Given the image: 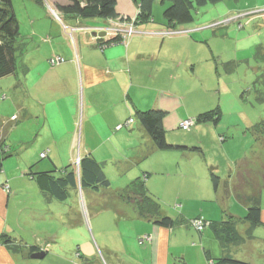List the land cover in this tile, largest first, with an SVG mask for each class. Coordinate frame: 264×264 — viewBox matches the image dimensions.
Returning a JSON list of instances; mask_svg holds the SVG:
<instances>
[{"label": "crops", "instance_id": "obj_1", "mask_svg": "<svg viewBox=\"0 0 264 264\" xmlns=\"http://www.w3.org/2000/svg\"><path fill=\"white\" fill-rule=\"evenodd\" d=\"M44 1L52 14L46 37L41 31L31 34L30 48L27 50L28 41L19 56L25 73L19 71L0 79L7 82L0 91L10 95L13 111L10 119L0 116V147L8 148L0 171V264H176L177 259L182 264H212L206 253L212 258L222 255L214 236L220 248L217 257L212 255L214 245L206 246L203 234L187 221L175 226L198 232L199 239L191 238L194 242L178 238L175 226L167 228L139 218L134 207L117 194L135 180H142L159 203L167 192H176L178 203L174 206L181 212L175 210L174 215L215 220L202 210L186 213L192 205L188 194L192 183L188 180L196 175L208 190L206 184L212 186L209 170H213L220 179L216 190L212 186L219 204L223 184L244 154L243 158H233L227 153L221 163L208 157L207 148H224L228 144L226 136L234 138L236 134L246 147L254 136L251 134L249 139L245 133H251V127L263 119L254 109L262 102H256L250 85L262 69L254 68L253 82L242 80L237 67L243 61L239 55L246 53L245 46L235 41L233 53L228 52L226 40L230 36L235 39V25L213 29L209 25L225 14L207 13L181 24V33L160 36L155 32L165 29L167 21L152 6L150 17L137 23L136 33L125 42L99 47L90 33L107 26V20L63 15L53 8L66 0ZM262 1L260 6L264 5ZM138 3L117 0V11L120 15H135ZM223 6L224 10L230 7L228 16L241 8L238 4ZM258 44L248 49L252 58ZM53 55L62 56L64 62L51 66L48 59ZM228 61L236 63L232 72L223 67ZM215 108L220 111L216 122H196L188 131L180 128L182 120ZM149 109L164 112L162 125L167 143L186 150H160L155 146L136 115ZM225 114L233 117L226 124L222 123ZM129 118H133L129 126L115 129ZM12 135L14 146L10 144ZM219 136L224 139L220 141ZM194 147L200 152L190 150ZM45 150L47 155L41 158ZM87 154L102 164L108 187L114 191V226L99 217V209L91 208L87 220L77 203L78 190L70 189L68 197L58 201L44 194L32 175L41 171H57L55 175H59L65 166ZM162 175H175L179 183L167 184ZM208 198L211 200V196ZM260 206L261 224L253 228L254 237L231 247L230 254L237 260L264 264L263 192ZM247 227L245 223L237 225L242 235ZM4 235L12 240L11 244L4 243ZM37 251H43L44 256L31 258Z\"/></svg>", "mask_w": 264, "mask_h": 264}, {"label": "trees", "instance_id": "obj_2", "mask_svg": "<svg viewBox=\"0 0 264 264\" xmlns=\"http://www.w3.org/2000/svg\"><path fill=\"white\" fill-rule=\"evenodd\" d=\"M36 3H43V0H34ZM154 0H139L136 14V23L142 22L150 17L151 7ZM168 6L163 11L167 21L166 28L178 30L181 24L192 21L194 7H202L207 4H216L222 0H166ZM58 13L67 16H75L81 19L101 18L115 19L121 15L117 11V0H66L64 4H55ZM165 28V29H166ZM19 22L13 9V0H0V79L17 74L19 71L25 73L21 66L19 56L25 49L26 43L20 39ZM120 42L119 37H113L107 41L98 43L99 47L106 44ZM253 59L256 62L264 63V47L256 45ZM226 71L232 72L236 68L234 61L223 63ZM255 90L256 102H264V69L256 76L251 84ZM139 123L146 133L160 150L178 148L186 150L184 146L170 145L166 141L165 130L162 125L164 112L156 109H149L137 112ZM220 111L215 108L212 111L202 113L194 118L196 122L211 120L216 122ZM194 123V124H195ZM254 136L255 146L248 158H243L235 167L233 173L223 184V194L219 198L221 210L225 213L227 200L234 197L239 203L246 206V213L242 217L228 215L223 220H209L202 216L186 219L184 216L170 217L161 214V204L149 194L142 180H135L128 188L120 191L117 196L131 204L139 218L155 221L157 224L172 228L175 225L184 223L193 228L191 221L202 220L204 229H209L212 235L218 240L222 255L212 258L206 253L207 259L212 264H253L237 260L231 254V247L242 244L247 239H252L253 228L261 224V194L264 191V118L251 127ZM7 147H0V156L3 157ZM200 152L199 147L191 148ZM44 158V157H43ZM0 158V171L2 165ZM57 171H41L32 173L39 189L48 197L63 201L68 197L70 189H90L99 191L109 186V179L103 171V166L92 155L87 154L79 158L78 165L69 164L65 166L61 174L55 175ZM209 179L214 190L219 186V176L213 170H209ZM7 185V184H5ZM4 185V186H5ZM8 191V190H7ZM245 223L248 225L244 235L239 233L237 225ZM197 231V230H196ZM202 231V232H203ZM199 232V231H198ZM202 232H199L200 234ZM5 244H11L12 240L2 236ZM34 250V247L31 249Z\"/></svg>", "mask_w": 264, "mask_h": 264}, {"label": "rangeland", "instance_id": "obj_3", "mask_svg": "<svg viewBox=\"0 0 264 264\" xmlns=\"http://www.w3.org/2000/svg\"><path fill=\"white\" fill-rule=\"evenodd\" d=\"M160 2L161 0H154L152 6H153L154 12L158 11L159 13L160 11V15L162 18L163 10L164 8H166V1H164L163 4ZM237 2H235L234 0L232 1L222 0L221 2L215 5L207 4L202 7L195 6L192 13H193L194 18L202 14H207V13L211 14V13L217 12L218 14H225L223 16L222 15L219 16L213 23L209 25L213 29H221V27L235 25L236 33H237L235 35V39H233L234 38L233 36H230V39L226 40V44L228 45V52L230 54L233 53L231 51V47L233 46L235 41L238 44H242V43L244 44L245 46L244 49L246 50V53H240L241 55H239L243 57L242 59L243 61L239 62V66L237 67L238 69L237 72L238 74L240 73L241 75L240 78L242 80H245V81L251 80L249 82L251 83L254 81V78H255L253 76L254 68L260 67L261 69H264V63L262 62L257 63L256 61H254V59L249 54L250 50H248L251 45L257 44V43L262 44V46L264 47V13L261 12L263 10L264 5L262 6L259 5V4H262L263 2L262 0H238ZM224 4H229L230 6L236 5V4L240 5L241 8L240 10L237 11L239 13H236L234 16L226 15V13L230 11V7L227 6L224 10V7H225L223 6ZM13 9L15 11L16 17L19 22V34H20L19 38L23 39L25 43H28L29 41L27 45L28 46L27 50H28L30 48L29 38L32 37L31 35L32 33H34L35 31H39V32L41 31V33H43L44 36L46 37L45 34H47L46 32L48 30L47 23H49L50 21L49 17L52 14L49 10V6L47 5L45 1L43 4H38L34 0H13ZM53 11L56 12V9L53 8ZM231 21H234V22L229 23ZM178 29L180 28L178 27ZM43 30L45 31L43 32ZM94 31H96V29ZM72 32H73V28L71 29L70 36ZM37 40H38V37L36 41ZM222 45H225V43ZM222 50L225 53L227 51L226 48H223V47H222ZM2 79H5V78H2ZM6 83L7 82L5 80H0L1 87L5 86ZM9 97L10 95L6 91H3V90L0 91V116L6 115L8 119H10V116L13 114L12 103L8 100ZM254 109L257 112H260V114L264 118V102L262 104L257 103L256 105H254ZM11 119H13V117ZM232 119L233 117L229 114H225L224 116L222 115V123L224 124H226ZM11 124H13V121H11ZM245 134L248 135L247 137L249 139L252 138L250 136L252 133H250L249 131H247V133ZM219 139L221 141L222 139H224V136L222 137L219 136ZM226 142H228V144L224 148H220V149H217L215 146L210 145L207 148V151L210 152L208 157L212 156L211 159L217 158L220 160L221 163H223L225 162V157L227 153L230 154L229 156H232L233 158L242 157L243 154H244V158H248L252 151L250 148H254L253 138L250 141H248V143L246 144V147H243L244 140L241 138V136L239 137L238 134H236L234 138H232L230 135L226 136ZM10 144L14 146L13 135L11 137ZM0 158H4V157H0ZM7 159H5V161ZM42 160L43 159H41V161ZM195 176L196 175L191 176L192 179L188 180L189 182L192 183V187L188 192V194L191 195L189 199H191L192 205L189 207V209H187L188 210L186 212L187 214H197L200 212V210H202L203 212H205L206 214H209L210 216H215V217H210V218H215V220H223L228 215H234L236 217L244 216V214L246 213V209L234 197H230L227 200V204L225 207V210L227 211V213L223 212L218 202H216V194H214V190L212 186L210 185V183L206 184L207 187L209 188L208 190H205L202 187L203 180L201 181L200 178H198L197 180ZM162 177H165L164 180L167 184L179 183V179L175 175H169V177L162 175ZM183 182H187V180L184 179ZM195 185L197 186V188L195 187ZM77 193H78L77 203L79 204L82 212L87 217V220H89L88 215L91 214V210H90L91 208L99 209V212H100L99 217L101 219H103L104 221L108 223L113 222L112 224L113 226L116 225L115 224L116 212L114 211V209L111 208V205L114 204V198H115L114 191L112 190V188L107 187L104 189H100L97 192L90 190V189L88 190L78 189ZM175 193L176 192H167V194L163 196L164 201L160 202L163 215L169 214V216L176 217L177 215H174L173 211L177 210L176 212L178 214L179 212H181L179 208L175 209V206H174L175 203H178L177 202L178 196H176ZM263 194H264V191H263ZM210 196H211V200L208 198ZM86 207L88 208L89 211L86 209ZM166 209L170 211H166ZM91 219H93V217ZM238 227H239V224H238ZM241 228L242 227H240V229ZM87 231L91 235L90 229H87ZM175 231H177L178 238H184V239L186 238V239H189L190 242H194V241H191L192 237L195 240L199 239L198 238L199 234L194 229L186 230L185 228L176 227ZM202 234H203L202 235L203 242H205L206 246H211L212 244L214 245V248L213 246L211 247L212 255L214 257L219 256L218 255L220 254L219 244L217 243L218 241L216 242L214 240L213 235L211 234V231L209 229H205L202 232ZM142 237L144 236L142 235ZM198 242L200 241H195V244H197ZM207 248H210V247H207ZM184 250H187V247H185ZM175 263L182 264L179 261V259H177Z\"/></svg>", "mask_w": 264, "mask_h": 264}, {"label": "built area", "instance_id": "obj_4", "mask_svg": "<svg viewBox=\"0 0 264 264\" xmlns=\"http://www.w3.org/2000/svg\"><path fill=\"white\" fill-rule=\"evenodd\" d=\"M264 13V7L263 10L261 11ZM137 14V13H136ZM136 14L135 15H126L122 14L120 17L115 18V19H108L107 20V26L96 29V31H105L106 32V38L110 37H119L120 41L125 42L128 37L136 33L135 27H136ZM93 31V30H92ZM182 30H173V29H163L160 31L155 32V34H158L160 36H171L175 35L178 33H181ZM96 40V37H94ZM104 46V45H103ZM64 58L60 55H53L52 57L49 58L48 62L51 66H56L60 64L61 62H64ZM133 122V118L127 119L125 122L120 123L115 126L116 130H119L123 127L129 126ZM195 120L194 118H186L181 121L180 123V128L184 131H188L191 129V127L194 125ZM48 150L43 151L40 156L41 158L45 157L47 155ZM79 157L76 158L75 160V165H78ZM4 188L8 190V185H5ZM191 225L193 228L199 232H202L204 229L202 220H193L191 221ZM149 239V237L144 236L143 239Z\"/></svg>", "mask_w": 264, "mask_h": 264}, {"label": "water", "instance_id": "obj_5", "mask_svg": "<svg viewBox=\"0 0 264 264\" xmlns=\"http://www.w3.org/2000/svg\"><path fill=\"white\" fill-rule=\"evenodd\" d=\"M58 18H60V17H58ZM91 35L93 37L97 38V42L98 43H101V42H104V37L106 36V32L105 31H94L93 30V31H91ZM43 256H44V252L43 251L33 252L30 255V257L33 258V259H39V258H42Z\"/></svg>", "mask_w": 264, "mask_h": 264}, {"label": "bare ground", "instance_id": "obj_6", "mask_svg": "<svg viewBox=\"0 0 264 264\" xmlns=\"http://www.w3.org/2000/svg\"><path fill=\"white\" fill-rule=\"evenodd\" d=\"M56 15V14H55ZM104 39H105V37H104ZM104 41H106V40H104ZM76 158V157H75Z\"/></svg>", "mask_w": 264, "mask_h": 264}]
</instances>
